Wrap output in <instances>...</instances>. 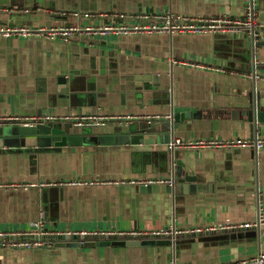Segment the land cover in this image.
<instances>
[{"label": "crops", "instance_id": "1", "mask_svg": "<svg viewBox=\"0 0 264 264\" xmlns=\"http://www.w3.org/2000/svg\"><path fill=\"white\" fill-rule=\"evenodd\" d=\"M248 7L261 25L257 38L243 32L0 40V119L47 113L107 118L106 124L83 127L57 123L76 134L86 130L81 146L0 150L1 232H28L37 222L49 232L117 236L233 226L171 245L0 247V264H241L264 255V224H259L264 149L169 147L175 139H264V125L251 131L244 113L252 93L264 96V0H0V26L51 28L111 20H85L74 12L135 17L171 11L235 20L243 19ZM174 59L225 71L173 64ZM249 72L262 79L246 78ZM182 113L192 118L171 133L168 144L159 138L153 144L154 139L121 145L97 140L102 135L116 139L123 125L143 126L149 116L162 122ZM172 151L197 178L195 192L185 194L182 187L188 184L176 179ZM132 179H172L173 184H163L169 190H146L162 184H131Z\"/></svg>", "mask_w": 264, "mask_h": 264}, {"label": "built area", "instance_id": "2", "mask_svg": "<svg viewBox=\"0 0 264 264\" xmlns=\"http://www.w3.org/2000/svg\"><path fill=\"white\" fill-rule=\"evenodd\" d=\"M77 18L85 20L94 19H104L106 17H111L108 23L103 24H89L86 26H69V27H37L31 28L27 26H0V40H7L13 38L27 39L30 37H38L48 40L60 39L62 41H69L70 38L75 36H108V35H155V34H172V33H186V34H241L247 32L250 36L257 38L261 32V25L251 9L248 7L243 19H231L229 17H217V18H192L183 14H176L174 12L168 11L159 14H140L138 16H126L121 14H91L80 12H74L73 14ZM123 20L121 24H118L117 20ZM125 19L132 20L130 23L124 21ZM173 64H179L188 67H198L203 69H208L214 72H223V68L218 66H205L201 63L192 60H173ZM246 78L257 79L261 78L260 75L254 72H249L244 74ZM11 120H15L23 125H38V124H57L64 122H71L77 127H83L91 124H106L104 120L107 118L101 116H80V115H66L58 116L53 113L32 115V116H10L7 117ZM172 117H166V119H171ZM120 120V118H116ZM132 119V118H129ZM148 123H152L156 120H161L163 118L159 116H149L144 118ZM172 149H254L261 151L264 149V139H232V140H220V139H209V140H199V141H184L181 139H175L169 144ZM131 184L147 185L151 183L157 184H169L172 186V179H158V180H141L132 179ZM13 187L15 185H12ZM259 224H264V216L261 214L259 219ZM254 224H246L245 227H249ZM233 226H214L206 229L207 231H216L219 229H229ZM204 229L192 230V232H203ZM183 233L181 230H176L174 228H168L155 232H136L129 234H119L118 236L129 237V236H139V237H158L161 235L175 237L178 234ZM109 234V233H108ZM52 235H98V233L93 234H78V233H56L47 231L44 226L37 222L34 224V228L28 232H17V233H5L0 231V247L1 248H11V249H35L41 247H53L55 242L47 239L48 236ZM167 264H175L174 261H170ZM234 264V263H231ZM241 264H264V255L243 262Z\"/></svg>", "mask_w": 264, "mask_h": 264}, {"label": "water", "instance_id": "3", "mask_svg": "<svg viewBox=\"0 0 264 264\" xmlns=\"http://www.w3.org/2000/svg\"><path fill=\"white\" fill-rule=\"evenodd\" d=\"M149 77V76H148ZM140 81L146 80V78H139ZM149 80V79H148ZM63 82V79L61 80ZM157 82V81H156ZM244 113L247 117V120L250 125L251 131H258L264 125V96L261 93L255 92L252 93L249 99V105L244 110ZM193 116V114H192ZM196 117V116H195ZM191 113H182L175 115L174 118L169 120H164L162 122H152L147 123L143 126L129 124L123 125L125 130H121L115 133L116 139L109 136H98V142L102 145H113L117 144H132V143H149L150 139H154L151 144L158 141L161 144L169 143L171 140V133L175 129H179V125L189 121L191 119ZM2 119V118H1ZM0 119V150L4 148L7 149H18L19 147L23 149H33L38 147L40 149L50 148L54 146L55 148H62L65 146H81L86 142L85 135L87 134L86 130L82 129L81 134H76L75 132H71L72 129H66L60 124H38L34 125H23L15 120H11L9 118ZM92 133V130L89 131ZM174 151L170 153V158L173 163H176V179L185 181L187 185H184L183 191L185 194H188L190 191L195 192L197 189L196 183L197 178L195 176H191L185 170V164L177 159ZM192 184V185H190ZM190 185V186H189ZM154 189L160 190L162 187L167 188L169 190V186L167 185H156V186H147L146 190ZM144 188V187H142ZM172 191V190H171ZM178 199L179 196H178ZM249 230V229H248ZM250 230H257L256 228H252ZM203 235H211L216 233H221L217 231H203ZM200 232H190L186 234H178L175 237H169L165 235H161L158 237L149 236V237H139V236H117L112 234H98V235H52L48 236L47 239H51L55 241V248L61 249L65 248L67 245L72 246H125V245H159V244H176L178 240L191 238L199 235ZM84 240L82 244L80 241ZM69 241H73L72 243H68Z\"/></svg>", "mask_w": 264, "mask_h": 264}]
</instances>
